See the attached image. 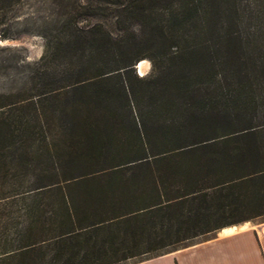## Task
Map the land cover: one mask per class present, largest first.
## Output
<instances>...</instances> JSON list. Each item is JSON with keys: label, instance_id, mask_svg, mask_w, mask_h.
<instances>
[{"label": "trees", "instance_id": "16d2710c", "mask_svg": "<svg viewBox=\"0 0 264 264\" xmlns=\"http://www.w3.org/2000/svg\"><path fill=\"white\" fill-rule=\"evenodd\" d=\"M103 1L116 33L58 18L0 89V264L145 259L264 215V0Z\"/></svg>", "mask_w": 264, "mask_h": 264}, {"label": "rangeland", "instance_id": "374dc122", "mask_svg": "<svg viewBox=\"0 0 264 264\" xmlns=\"http://www.w3.org/2000/svg\"><path fill=\"white\" fill-rule=\"evenodd\" d=\"M118 12L113 5L103 0H18L7 6L0 13L3 31L9 36H0V89L5 85L19 87L26 79L30 66L36 62L44 52L49 33L54 34L55 23L58 18H64L67 22L77 19L78 24L85 22L91 25L102 20L107 29L116 33L114 18ZM49 36V37H50ZM148 61V67L143 73L148 74L151 70V59L143 57ZM140 61H138L140 63ZM137 64V63H136ZM135 64V65H136ZM136 73L142 75L135 67ZM264 221V215L240 222L248 224H259ZM237 223V224H240ZM215 232L193 238L182 243L179 248L193 244L199 240L212 236ZM178 249V248H177ZM157 252L138 256L117 264H127L132 261L151 256Z\"/></svg>", "mask_w": 264, "mask_h": 264}, {"label": "crops", "instance_id": "0c3cea01", "mask_svg": "<svg viewBox=\"0 0 264 264\" xmlns=\"http://www.w3.org/2000/svg\"><path fill=\"white\" fill-rule=\"evenodd\" d=\"M245 223L223 226L188 246L127 264H264V221Z\"/></svg>", "mask_w": 264, "mask_h": 264}, {"label": "bare ground", "instance_id": "6f19581e", "mask_svg": "<svg viewBox=\"0 0 264 264\" xmlns=\"http://www.w3.org/2000/svg\"><path fill=\"white\" fill-rule=\"evenodd\" d=\"M137 67H138L140 73L143 74L148 67V61L142 60V61H140V63L138 62Z\"/></svg>", "mask_w": 264, "mask_h": 264}, {"label": "water", "instance_id": "95a60500", "mask_svg": "<svg viewBox=\"0 0 264 264\" xmlns=\"http://www.w3.org/2000/svg\"><path fill=\"white\" fill-rule=\"evenodd\" d=\"M137 64H138V61H137ZM137 64L135 65V67H137ZM138 68V67H137ZM263 230H264V228H263Z\"/></svg>", "mask_w": 264, "mask_h": 264}]
</instances>
